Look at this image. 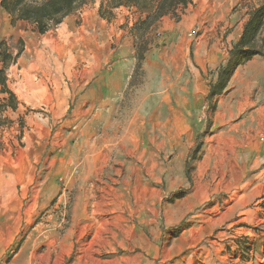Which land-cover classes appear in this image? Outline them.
<instances>
[{
    "label": "rangeland",
    "instance_id": "1",
    "mask_svg": "<svg viewBox=\"0 0 264 264\" xmlns=\"http://www.w3.org/2000/svg\"><path fill=\"white\" fill-rule=\"evenodd\" d=\"M259 2L179 8L140 61L133 6L87 0L39 33L0 5V40L21 48L0 125V264H203L219 239L233 241L222 261L245 253L264 232V56L208 92Z\"/></svg>",
    "mask_w": 264,
    "mask_h": 264
},
{
    "label": "trees",
    "instance_id": "2",
    "mask_svg": "<svg viewBox=\"0 0 264 264\" xmlns=\"http://www.w3.org/2000/svg\"><path fill=\"white\" fill-rule=\"evenodd\" d=\"M85 1L87 0H0V5L10 15L12 22L17 20L28 21L35 25V30L44 33L50 27L59 24L66 15L72 13ZM189 2L190 0H110L112 7L133 6L144 13V17L140 18L133 27L137 39L135 54L139 61L143 57L144 46L141 44L145 43L146 33L163 16L178 17V9L184 8ZM263 29L264 0H260L259 4L248 12V17L242 26L238 39L229 50L227 60L219 66L215 81L210 83L208 98L221 93L237 65L252 56H264ZM20 53V47L14 53L5 40H0V92L9 93L10 96L8 100L0 102V125L5 122L2 112L7 107L14 106V95L7 85L6 70L9 65L16 62ZM187 170L188 167L186 166V172Z\"/></svg>",
    "mask_w": 264,
    "mask_h": 264
},
{
    "label": "crops",
    "instance_id": "3",
    "mask_svg": "<svg viewBox=\"0 0 264 264\" xmlns=\"http://www.w3.org/2000/svg\"><path fill=\"white\" fill-rule=\"evenodd\" d=\"M234 2L236 3L238 2V0H190V2L184 7V9L192 11V16L194 19L197 17L198 19H201L203 16H206L207 13L211 11L213 12L215 9H217L220 3L224 4L225 6L231 5ZM75 11L78 12V9L66 15L60 23H69L73 21L76 18V15L74 14ZM83 13H80L82 18ZM247 17L248 13L243 18V24L246 21ZM91 18L93 19L94 16H91ZM251 168L252 166L249 167V170H251ZM249 170L247 169L246 172L249 173ZM220 233L222 232H218L216 236H219ZM225 241H222V239L215 240V245H212L213 248L211 250L210 248L201 247V262L203 264H264V232H262V234L258 237H255L254 241H252L250 245H245L244 248L246 249V251L244 254H242V256L240 255L239 251L233 253L231 252V261L221 260L222 257L224 258L228 255V251H224L222 253L224 247L223 245L233 242L232 239H228ZM194 258H196V260H199V257L197 256ZM185 261L188 262V258L185 259ZM182 262L183 257H181V259H179L177 263L173 264H183Z\"/></svg>",
    "mask_w": 264,
    "mask_h": 264
}]
</instances>
